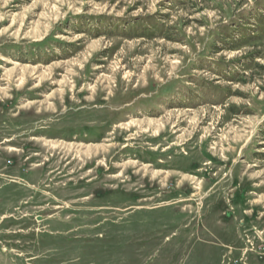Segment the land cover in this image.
<instances>
[{"label": "rangeland", "instance_id": "1", "mask_svg": "<svg viewBox=\"0 0 264 264\" xmlns=\"http://www.w3.org/2000/svg\"><path fill=\"white\" fill-rule=\"evenodd\" d=\"M0 264H264V0H0Z\"/></svg>", "mask_w": 264, "mask_h": 264}]
</instances>
